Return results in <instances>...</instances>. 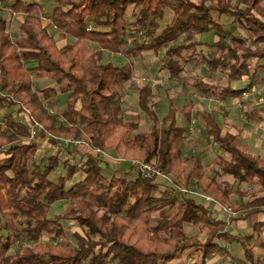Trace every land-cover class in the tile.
Segmentation results:
<instances>
[{"label": "trees", "instance_id": "16d2710c", "mask_svg": "<svg viewBox=\"0 0 264 264\" xmlns=\"http://www.w3.org/2000/svg\"><path fill=\"white\" fill-rule=\"evenodd\" d=\"M4 4L12 14H23L14 34ZM50 6L48 28L46 0H0V109L6 110L0 121V264H169L186 250L199 252L196 264H207L215 251L230 255L227 245L234 242L241 244L245 264H260L252 243L263 233L264 220L242 237L228 227L264 214V158L240 135L225 131L215 111L196 109L194 102L171 103L160 116L149 84L138 88V105L151 128L140 130L139 119L124 116V87L136 74L133 58L159 51L177 81L189 65L205 63L206 77L194 74L193 85L217 101L264 85V0H54ZM55 31L74 41L59 47ZM210 33L213 41L194 39ZM199 45L208 50L196 56ZM108 53L126 62L105 61ZM33 72L54 86H41ZM60 91L68 92L67 107L52 111ZM26 110L33 121L23 115ZM179 116L185 124L197 119L207 144L218 145L213 160L219 170L210 172L202 153L186 154L190 134ZM34 121L44 129L37 138ZM45 131L123 158V169L110 168L112 162L93 150L70 146L43 163L37 153ZM73 151L72 161L65 155ZM137 161L197 187L237 216H214L201 196L144 176ZM61 200L68 202L65 211L51 215ZM69 222L79 227L75 244L67 234Z\"/></svg>", "mask_w": 264, "mask_h": 264}, {"label": "rangeland", "instance_id": "374dc122", "mask_svg": "<svg viewBox=\"0 0 264 264\" xmlns=\"http://www.w3.org/2000/svg\"><path fill=\"white\" fill-rule=\"evenodd\" d=\"M48 7H50V4L54 3V0H46ZM4 11L2 12L4 15L7 16L8 21H9V29L10 32L12 34L16 33V30L19 28V25L21 23V21L23 20V14L21 13H16V14H12L10 11V8L7 6V4H4ZM173 15V11L171 9L167 10L166 16H165V20L170 21L171 17ZM223 21H225L226 23H228V21L230 20L229 18L223 16L221 18ZM19 30V29H18ZM236 33H242L241 29H237ZM67 37L70 40H74V38L70 35L67 34ZM195 40H202V41H213L214 39H216L215 35L210 33V34H202V35H197L195 38ZM94 42H91V45H94ZM207 48L205 46H197V52H195L196 56H200V54L206 53L207 52ZM163 53L164 51H159V52H146L144 53L142 56L140 57H135L133 58V61L135 63V71L136 74L134 76V78L128 82L126 84V86L124 87V90L126 89V91L124 92V94H126L127 92V97H125V105H124V116L126 118H129L130 115H132L133 117H136L137 119L140 120V130L143 131H148L151 128V123L148 121V119L145 117V114L143 113V111L140 109L139 105H138V88L144 84H149L155 91V95L152 99V106L153 108H157L159 115L160 116H164L169 108V105L171 103H176L179 107H182L183 105H185L186 103H188L189 101L194 102L196 105V109L197 106L201 105L202 107H206L210 110H213L217 113V115L219 116L220 122L221 124L225 127L224 130L229 131L231 130L232 132H237L239 131V133L242 135V138L244 140V142L249 146V150L252 151L253 153L256 154H260L261 156H264V149L263 146L258 145V142L256 140V136H255V124L250 126V131L249 134H247L248 132V127L246 125L242 126V122H243V118L245 117L246 112H250L251 108H255L256 106L262 104L264 102V85H256L253 86L251 88H249L247 90V92H249L248 95H243L238 98V102L236 105V108L231 109V107H223L220 106L216 101L214 100H210L208 99L206 96L202 95L193 85V82L195 81V75L194 74H198V76H201L202 78H205L207 75V71H208V67L205 63L198 65L196 63H194L193 65H189L188 69L190 70L188 73H185L184 76L185 78H183V80L181 81H177L174 80L170 77V74L168 71H166L167 69H165L163 67ZM115 53H108L105 55L104 60L105 61H114L116 63L122 64L126 62L125 57H123L120 54H116ZM35 81L36 82H43V83H53L52 80L48 79V78H38L36 79L35 77V73H32ZM222 77L220 75H218V80L221 81ZM224 82V81H222ZM221 82V83H222ZM42 83V84H43ZM244 83L247 82H238L237 85L238 86H242ZM37 86V84H35ZM45 85V84H43ZM68 92H58V94L55 97V105L54 107H51L52 111H57V112H62L66 109L67 107V97ZM242 98V99H240ZM241 101V102H239ZM228 110L232 111V114L234 117H232V119L228 116H226V112ZM28 111V110H26ZM6 114V110L5 109H0V121L2 120V118L4 117V115ZM28 114H30V112L28 111ZM31 117V116H30ZM179 118L181 119V116H179ZM241 118V121H239L238 119ZM247 119V118H245ZM194 124L195 127V131L193 134H190V141L188 143V151H191L193 153H202L205 152V158H206V162L207 165L210 168V172H213L215 170H219V165H217L214 160H212L214 158L215 155H218L220 152V148L218 147V145L216 144H207V142L205 141V138L203 139V132H202V128L200 127V125L195 121V123L191 122L190 124H185L188 126V132H189V128L190 126H192ZM41 126V125H39ZM42 128V126H41ZM43 129V128H42ZM44 130V129H43ZM245 135V136H244ZM247 135V136H246ZM43 136V137H42ZM42 137V138H41ZM51 137H57V138H65V139H76L73 136H52L51 134L47 133L46 131L40 134V140L42 139V142L40 143V150L37 153V157L39 161L41 162H45V159L50 156L52 153L56 152L55 150V144L53 145L51 143L54 142V140ZM82 140V139H80ZM55 143V142H54ZM70 147L79 149L80 151H90L93 150L90 147H79L76 144L70 143L69 144ZM92 146V145H91ZM95 149V148H94ZM190 149V150H189ZM62 151V150H60ZM94 151V150H93ZM95 152V151H94ZM108 152V151H106ZM109 154H111L110 152H108ZM73 154V155H71ZM71 154H67L65 156H67V158H70L72 161L74 160V154L75 152L73 151V153ZM109 159H111L109 157ZM110 162H112L111 164H109L110 168L116 169V170H121L123 169L122 165L123 163H117L116 160L111 159ZM112 166V167H111ZM52 178H55V175L52 174L51 175ZM77 177V176H76ZM221 179L224 180H228L229 182L233 183L236 185V181L229 175H220ZM161 179H159L160 181ZM194 187V186H191ZM215 204V203H214ZM68 205V202L66 200H61L56 202L51 209V215H57V214H61L65 211L66 207ZM215 208L213 207V210L216 212H214L216 215L214 216H223L226 217V219H230L232 217L237 216L236 212L233 211V213L231 212H227L224 207L228 208L227 206H220L218 204H215ZM220 212V214H217L218 212ZM222 213V214H221ZM241 219H236V221H232L229 225V227L231 228V230H233L234 232H236L237 234L240 233H248L251 232V228L252 226H249V224L247 223L248 221H240ZM238 222V223H237ZM248 225V226H247ZM66 229H67V234L69 236V238L72 240V244L76 243V240L73 236V233L79 229V227L75 224V223H65ZM242 230V231H241ZM249 234V233H248ZM255 243H252V246L255 248L257 247V251L256 254L258 256V259L260 261V264H264V231L261 234L260 238L256 239V241H254ZM234 246V247H233ZM232 246V251H234L235 254H239L237 252V250L242 249V246L240 243L238 242H234ZM241 258H243V261L246 262V258L244 256V253H242ZM200 260V257H198L195 260L191 261L192 263L195 261L197 263V261ZM241 263V262H240ZM114 264V263H111Z\"/></svg>", "mask_w": 264, "mask_h": 264}, {"label": "crops", "instance_id": "0c3cea01", "mask_svg": "<svg viewBox=\"0 0 264 264\" xmlns=\"http://www.w3.org/2000/svg\"><path fill=\"white\" fill-rule=\"evenodd\" d=\"M50 10H49V14L47 15L46 18H44L43 22H44V25L48 28H51L52 27V20L50 18L51 14H52V10H53V6H50L49 7ZM55 37H56V40H57V44L59 47H63L69 43H72L74 40H70L68 37H67V34L63 31H55ZM116 55V54H114ZM217 81L218 83L220 82V80H218V76H217ZM244 82V81H243ZM38 83L43 86V87H46V86H49V85H52L54 86L53 83H43V82H39ZM45 85H43V84ZM238 82H234L233 85L234 86H238L237 85ZM244 85V84H243ZM242 85V86H243ZM126 91V89H125ZM154 92L156 93V91L154 90ZM127 92L125 94L124 97H127ZM208 99L210 100H214L216 101L220 106H223V107H231L232 111L234 108H236V105H237V102H238V98L237 97H231L229 98L228 100L226 101H217L215 100L214 98H211V97H207ZM242 99V98H240ZM241 102V101H239ZM197 108H204V109H207V110H210L206 107H202L201 105L197 106ZM156 110H158L157 108H155ZM210 111H213V110H210ZM232 111L231 110H228L226 112V116L230 117L232 119L233 114H232ZM219 118V116H218ZM247 118V119H245ZM220 120V119H219ZM239 121H241V118L238 119ZM195 121L197 122L198 120L195 119L194 120V123ZM180 123L181 124H185L183 122V118L181 117L180 119ZM198 123V122H197ZM242 126L246 125L248 127V132L247 134H249V131H250V126L255 124V136H256V140L258 142V145H261L263 146V149H264V102L258 106H256L255 108H251L250 112H246L245 114V117L243 118V122L241 123ZM187 126V125H186ZM224 127V126H223ZM225 128V127H224ZM227 131V130H226ZM229 132H232L231 130H229ZM232 133H236L238 135H240L241 139L243 138L242 135L239 133V131L237 132H232ZM245 136V135H244ZM247 136V135H246ZM43 137V136H42ZM41 137V138H42ZM244 139V138H243ZM242 139V142L245 144V146H247V148L249 147L245 142L244 140ZM42 141V139H41ZM51 143L54 145V142L51 141ZM214 144V143H213ZM55 146V145H54ZM188 146V144H187ZM186 146L185 150H186V154H188L189 152L193 151H188V147ZM249 149V148H248ZM40 150V149H39ZM38 150V151H39ZM190 150V149H189ZM204 154V159L206 161V158H205V152H203ZM216 156V155H215ZM214 156V157H215ZM264 158V156H262ZM213 160V159H212ZM215 204L214 203H210V207L212 208V211H213V214L216 215L215 211L213 210V207L215 208ZM215 212V213H214ZM218 212V211H217ZM217 214H220V212H218ZM222 214V213H221ZM260 220H264V214L263 213H259V214H251L249 215L247 218L245 219H241L239 220L238 222L240 221H248L247 223L249 224L248 228L250 226L253 227V225L257 222V221H260ZM237 222V223H238ZM228 229L230 230V232H232V234H234L235 236L237 237H242L244 235H247L248 233L250 234L251 232H248V233H236L234 232L233 230H231L230 227H228ZM252 230V228H251ZM242 231V230H241ZM232 246L233 244H228L227 247L228 249L231 251V254H227V253H224V252H220V251H215L211 258L207 261V264H245V262L243 261V258H241L242 256V253H243V249H240V250H237V252L239 254H235L234 251H232ZM234 247V246H233ZM257 247L254 248V252L256 253L257 251ZM200 257V254L199 252H193L192 250H186L184 251L179 257L175 258L174 260L170 261L169 264H196V259ZM195 260L193 263L191 261ZM241 262V263H240Z\"/></svg>", "mask_w": 264, "mask_h": 264}, {"label": "built area", "instance_id": "2783aa9c", "mask_svg": "<svg viewBox=\"0 0 264 264\" xmlns=\"http://www.w3.org/2000/svg\"><path fill=\"white\" fill-rule=\"evenodd\" d=\"M249 92H243V95H248ZM23 115L30 121H33L32 118L30 117V115L28 114V111L23 112ZM194 123V121H193ZM40 124L36 121L33 122V127H32V137L37 138L39 137V135H37L38 130L41 129V126H39ZM189 133L193 134L195 131V127L194 124L192 126H190L189 128ZM54 140V144H55V150H60L66 146H70V143L76 144L79 147H90L93 149V147L90 145V143L86 140H80V139H65V138H57V137H51ZM58 142H61V144H59ZM96 155L98 156V158L102 159V160H108L110 161L111 159H114L117 161V163H123L125 162V160L123 158L120 157H115L111 154H109L108 152H106L105 150L99 149V148H95L94 149ZM194 151V150H193ZM109 157L111 159H109ZM136 166V170L143 174L146 177H150L153 178L155 181H159V179L167 181L169 183H171V185H173L174 188L179 189L185 193H189V194H196L198 196H201L203 198V200L207 203H215L218 204L220 206L223 207L222 204H220L219 202H217L213 196L208 195L203 193L201 190H199L197 187H191V186H186L182 183L179 182H175L174 178L169 175L166 174L162 169L158 168L157 166L151 164V163H146V162H142V161H137L133 163ZM224 209L227 212H231L233 213V210L231 207H224Z\"/></svg>", "mask_w": 264, "mask_h": 264}]
</instances>
